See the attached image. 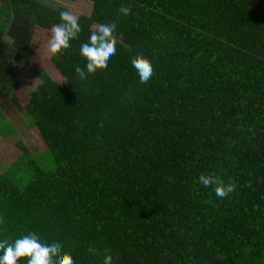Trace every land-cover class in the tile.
Returning a JSON list of instances; mask_svg holds the SVG:
<instances>
[{
  "label": "trees",
  "instance_id": "1",
  "mask_svg": "<svg viewBox=\"0 0 264 264\" xmlns=\"http://www.w3.org/2000/svg\"><path fill=\"white\" fill-rule=\"evenodd\" d=\"M87 1L78 38L50 58L64 82L40 71L21 104L13 62L34 26L50 31L68 10L0 0V120L10 100L54 161L44 167L14 140L0 241L35 233L75 264H102L105 250L114 264H264V0ZM105 22L117 25L116 54L82 81L80 45ZM138 53L154 68L147 84L131 65ZM208 171L235 192L221 200L202 187Z\"/></svg>",
  "mask_w": 264,
  "mask_h": 264
},
{
  "label": "clouds",
  "instance_id": "2",
  "mask_svg": "<svg viewBox=\"0 0 264 264\" xmlns=\"http://www.w3.org/2000/svg\"><path fill=\"white\" fill-rule=\"evenodd\" d=\"M119 14L128 16L131 8L121 6ZM60 23L53 25L47 43V51L52 56L62 54L68 49L70 41L78 38L81 32L79 17L71 12L60 13ZM116 23L105 22L98 24L90 33L88 41L80 45L79 53L86 61L85 67H75V73L80 80H85L88 75L95 74L97 70L108 67L109 60L116 54ZM131 65L139 77V83L147 84L154 75L151 61L143 54L138 53L131 58ZM197 182L206 189H211L215 196L221 200L227 198L236 190V182L229 178L225 181L215 172H201ZM90 254H96L97 249L90 247ZM0 264H18L20 259H26L27 264H75L70 252L64 251L60 242H42L35 233H28L14 242L0 241ZM102 264H114V256L110 250H105Z\"/></svg>",
  "mask_w": 264,
  "mask_h": 264
},
{
  "label": "rangeland",
  "instance_id": "3",
  "mask_svg": "<svg viewBox=\"0 0 264 264\" xmlns=\"http://www.w3.org/2000/svg\"><path fill=\"white\" fill-rule=\"evenodd\" d=\"M55 7H63L74 15H90L92 3L87 0H76L70 2L67 0H41ZM51 30L46 31L39 27H33V35L28 48V54L24 61L13 62V69L18 81L15 92L19 97L21 104L27 102L28 93L34 89L40 82L39 73L44 71L57 83L64 82V77L51 63V54L47 51L48 39ZM1 113L4 119L0 120V173L5 171L20 152L14 145V140L22 141L37 162L46 168H52L54 161L36 128L30 126L25 119L24 114L20 112L7 100L1 104ZM14 129V132L12 130ZM5 135V136H4ZM10 141V142H8ZM14 171L18 178L25 174L22 165ZM15 177V178H16ZM18 181H22L18 179Z\"/></svg>",
  "mask_w": 264,
  "mask_h": 264
}]
</instances>
